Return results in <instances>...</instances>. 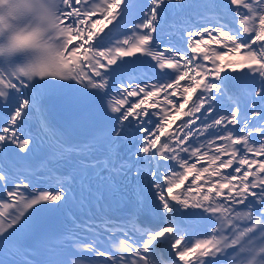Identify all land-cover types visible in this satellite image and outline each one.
Segmentation results:
<instances>
[{
	"label": "snow or ice",
	"instance_id": "snow-or-ice-1",
	"mask_svg": "<svg viewBox=\"0 0 264 264\" xmlns=\"http://www.w3.org/2000/svg\"><path fill=\"white\" fill-rule=\"evenodd\" d=\"M0 264H264V0H0Z\"/></svg>",
	"mask_w": 264,
	"mask_h": 264
}]
</instances>
